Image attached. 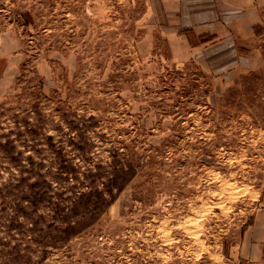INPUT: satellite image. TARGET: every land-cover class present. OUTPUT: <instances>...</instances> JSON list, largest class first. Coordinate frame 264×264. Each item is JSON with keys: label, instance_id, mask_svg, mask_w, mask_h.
<instances>
[{"label": "rangeland", "instance_id": "374dc122", "mask_svg": "<svg viewBox=\"0 0 264 264\" xmlns=\"http://www.w3.org/2000/svg\"><path fill=\"white\" fill-rule=\"evenodd\" d=\"M148 2L0 0L7 199L39 174L54 195L89 170L100 189L116 165L135 169L75 236L43 232L54 247L9 230L0 210V264H264V0L222 67L209 50L171 57ZM61 163L68 179L53 177ZM13 246L22 256L6 262Z\"/></svg>", "mask_w": 264, "mask_h": 264}, {"label": "trees", "instance_id": "16d2710c", "mask_svg": "<svg viewBox=\"0 0 264 264\" xmlns=\"http://www.w3.org/2000/svg\"><path fill=\"white\" fill-rule=\"evenodd\" d=\"M72 171L71 167L61 163L52 174L58 180L68 179ZM134 172L135 169L129 163L116 165L108 171L107 180L101 181L102 187L99 189V185L93 181L97 174L89 170L86 173V181H75L64 185V191L55 192L54 195H51L54 189L52 182L45 180L43 174L38 175L40 179L36 178L35 181L28 183L27 189H19L18 193L13 194L14 197L9 200L4 188L0 187V210L5 211L6 215L3 222L7 223L9 230L22 231V228H25L31 234L30 239L44 244V248L54 247L58 244V239H55L58 237L49 240L48 237H43V232L55 230L58 232L57 236H60L59 242L75 236L95 221L101 211L103 212L115 201ZM101 176H103L102 173L99 174V177ZM82 186L87 190L77 189ZM68 192L70 194L66 195ZM92 195L96 196L95 201L90 200ZM41 205L45 208L49 219L43 213L38 215V219L34 218V214L38 213ZM20 216L28 224L25 225L24 222L19 221ZM13 248V252L9 254L10 260L6 262L21 258L20 250L14 246Z\"/></svg>", "mask_w": 264, "mask_h": 264}, {"label": "crops", "instance_id": "0c3cea01", "mask_svg": "<svg viewBox=\"0 0 264 264\" xmlns=\"http://www.w3.org/2000/svg\"><path fill=\"white\" fill-rule=\"evenodd\" d=\"M148 1L160 19L171 57L200 56L209 50L220 60L215 61L217 67L232 66L241 58V50L253 38L254 26L260 19L259 0ZM261 257L259 251L255 259Z\"/></svg>", "mask_w": 264, "mask_h": 264}]
</instances>
